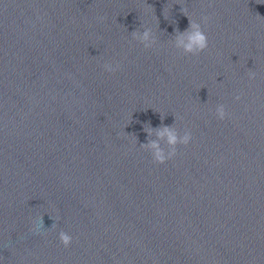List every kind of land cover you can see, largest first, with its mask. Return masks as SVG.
Returning <instances> with one entry per match:
<instances>
[{
	"label": "water",
	"instance_id": "obj_1",
	"mask_svg": "<svg viewBox=\"0 0 264 264\" xmlns=\"http://www.w3.org/2000/svg\"><path fill=\"white\" fill-rule=\"evenodd\" d=\"M235 10L234 0H0V264H244ZM190 18L208 36L200 54L185 52ZM165 127L193 138L155 164L150 142L171 151Z\"/></svg>",
	"mask_w": 264,
	"mask_h": 264
},
{
	"label": "clouds",
	"instance_id": "obj_2",
	"mask_svg": "<svg viewBox=\"0 0 264 264\" xmlns=\"http://www.w3.org/2000/svg\"><path fill=\"white\" fill-rule=\"evenodd\" d=\"M99 20L103 21L105 17H98ZM210 17L203 16L201 17V20L206 25L209 21ZM192 29H196L195 31H192ZM186 32L189 33V42L185 45V52L187 53H202L205 50L208 49L209 41L208 36L205 32V30L198 24L193 23L191 18L189 19V27L188 29H185ZM145 38H147L148 33H144ZM103 69L108 73H115L120 65L117 63L115 66H113L111 63H104L102 65ZM249 79L255 78L254 72H249ZM236 100L240 99V96L237 95L235 97ZM215 115L219 120H224L228 113L225 110V106L223 104H219L216 106L215 109ZM167 135V143L171 146V151H169L167 154L163 152L158 146L156 142H150V147L152 149H155V151L152 153V160L155 164H164L167 161L173 159L177 155V145H184L187 146L192 140V133L190 131H186V133L180 137L178 136L173 129L169 127H165L162 132H160V136ZM44 227L43 225V219L37 218L33 221V227L31 231L42 234L41 229ZM72 236L64 231H60L59 233V241L60 243L65 247H69L72 243Z\"/></svg>",
	"mask_w": 264,
	"mask_h": 264
}]
</instances>
